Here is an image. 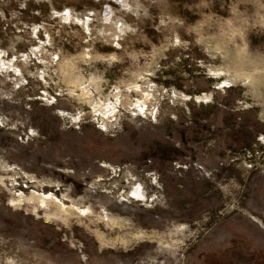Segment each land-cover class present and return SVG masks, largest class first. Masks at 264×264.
I'll return each mask as SVG.
<instances>
[{
    "label": "rangeland",
    "instance_id": "rangeland-1",
    "mask_svg": "<svg viewBox=\"0 0 264 264\" xmlns=\"http://www.w3.org/2000/svg\"><path fill=\"white\" fill-rule=\"evenodd\" d=\"M0 264H264V0H0Z\"/></svg>",
    "mask_w": 264,
    "mask_h": 264
}]
</instances>
